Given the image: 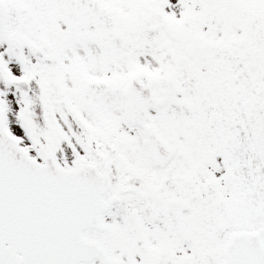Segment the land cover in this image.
<instances>
[{
    "label": "snow or ice",
    "instance_id": "snow-or-ice-1",
    "mask_svg": "<svg viewBox=\"0 0 264 264\" xmlns=\"http://www.w3.org/2000/svg\"><path fill=\"white\" fill-rule=\"evenodd\" d=\"M0 264H264V0H0Z\"/></svg>",
    "mask_w": 264,
    "mask_h": 264
}]
</instances>
